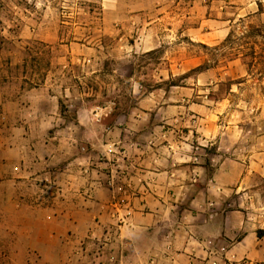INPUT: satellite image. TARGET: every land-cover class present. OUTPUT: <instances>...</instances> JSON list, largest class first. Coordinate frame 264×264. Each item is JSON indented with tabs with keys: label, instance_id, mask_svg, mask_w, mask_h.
Wrapping results in <instances>:
<instances>
[{
	"label": "rangeland",
	"instance_id": "rangeland-1",
	"mask_svg": "<svg viewBox=\"0 0 264 264\" xmlns=\"http://www.w3.org/2000/svg\"><path fill=\"white\" fill-rule=\"evenodd\" d=\"M230 36L242 51L226 45ZM252 49L263 57L255 61ZM260 72L264 0H0V81L13 94L34 92L23 132L32 173L24 180L14 173L13 188L24 194L15 205L25 200L34 209H56L63 219L95 204L98 212L79 221L96 227L109 210L103 207L112 206L125 222L134 203L153 201L132 196L128 178L179 171V181L187 183L191 173L202 179L190 191L158 197L174 205L164 214L168 222L233 214L232 243L245 234L258 242L264 238ZM193 162L206 170H178ZM6 205L0 196V264H39L44 255L72 263L107 236L106 230L98 241L95 224L74 234L45 228L37 214L22 224ZM45 230L61 237L56 250L51 244L41 251ZM231 247L220 250L223 264H264L234 253L227 258Z\"/></svg>",
	"mask_w": 264,
	"mask_h": 264
},
{
	"label": "crops",
	"instance_id": "crops-1",
	"mask_svg": "<svg viewBox=\"0 0 264 264\" xmlns=\"http://www.w3.org/2000/svg\"><path fill=\"white\" fill-rule=\"evenodd\" d=\"M8 81H0V196H5L7 205L5 207L7 213H16L17 217L23 223H29L34 220V215H38L37 223L45 228H66L70 233L75 231H87L89 226L96 223L88 221L82 223L80 218L91 217L95 214L96 206L85 208L84 210H69L68 215L61 219L56 216V209H34L29 205H25L22 200L20 205H15L18 194L13 188L15 182L14 173L20 171L21 179H28L32 173L30 166V146L25 141L26 137L23 132L27 128V118L30 112V99L34 92L13 94L6 88ZM193 159V158H192ZM197 161L198 159H193ZM165 158L157 157L156 163H166ZM191 159L189 162L190 163ZM171 163L167 161V163ZM227 163L218 170L216 180L221 176V171ZM194 167H181V171H197L203 173L206 168L198 162H193ZM191 168V169H190ZM157 169L156 167L153 168ZM179 173V171H176ZM174 171L169 173H148L151 175V181L143 179L148 175L132 176L130 186L134 193L132 196L153 197V201L146 200L144 202L134 203V208L129 212L131 216L125 222H119L116 213L119 209L114 210L112 206L103 207L109 210L103 213V220L100 222L94 237L101 241L104 232H114L109 243H101L97 245V249L89 250L91 254L86 253L84 256L80 254L73 258V262L69 263L66 259L59 256L54 257V261H49L44 255L43 259H39V264H223V255L220 250L228 244L231 249L227 252V258L234 253L238 260L252 259L256 261L264 260V247L259 246L263 243L264 238H257L258 242L254 243V239L250 234H245L241 241L232 243L237 230H233V214L215 213L205 214L197 213L188 217L187 221L182 218L178 221L168 222L164 217L168 215V211L174 208L165 205L158 197L167 195L172 191L191 190L194 185L191 183L200 182L201 179L192 173L188 177L187 183L179 181L178 174ZM169 174V175H168ZM144 177V178H143ZM165 180V186L160 181ZM141 185H136L140 183ZM178 184L174 188L172 184ZM22 184H24L22 182ZM143 184V185H142ZM150 187V188H149ZM6 189V190H4ZM139 190L138 194L137 191ZM201 195V193H199ZM24 196L23 193L19 194ZM51 213L53 214L51 216ZM51 220L47 221L46 218ZM119 222V223H118ZM242 228V227H241ZM45 246L44 250H48L53 244V249L61 246L59 234L51 233L48 230L43 231ZM66 243L70 249H74V244ZM94 249V248H92ZM101 252V253H100ZM111 259L115 260L112 263ZM50 262V263H49Z\"/></svg>",
	"mask_w": 264,
	"mask_h": 264
},
{
	"label": "trees",
	"instance_id": "trees-1",
	"mask_svg": "<svg viewBox=\"0 0 264 264\" xmlns=\"http://www.w3.org/2000/svg\"><path fill=\"white\" fill-rule=\"evenodd\" d=\"M245 38H247V37H245ZM231 43V45L233 46V47H238L237 48V50L238 51H242L241 50V48L240 47H242V45H238V42H234V41H232V36H230L229 38H228V40H227V42H226V45H228V44H230ZM247 44V43H246ZM234 49V48H233ZM252 58L255 60V61H257V60H259V59H261V57H263V56H260L259 54H257V52L255 51V49H252ZM263 61V60H262ZM261 63V62H260ZM259 62H257V65H259L260 64ZM254 68H256V65H252L251 66V73H253V71H254ZM260 74L263 76V78H264V72L262 73V72H260Z\"/></svg>",
	"mask_w": 264,
	"mask_h": 264
},
{
	"label": "built area",
	"instance_id": "built-area-1",
	"mask_svg": "<svg viewBox=\"0 0 264 264\" xmlns=\"http://www.w3.org/2000/svg\"><path fill=\"white\" fill-rule=\"evenodd\" d=\"M123 222H124V221H123ZM112 233H114V232H110V233L107 234L106 238H105L104 241H103L104 243L107 244V243L110 242V240L112 239V235H113ZM111 261H112V263H115V262H116V261L113 260V259H111Z\"/></svg>",
	"mask_w": 264,
	"mask_h": 264
}]
</instances>
